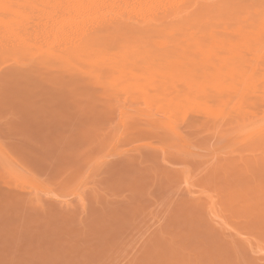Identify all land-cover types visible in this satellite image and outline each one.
Wrapping results in <instances>:
<instances>
[{
    "label": "rangeland",
    "instance_id": "1",
    "mask_svg": "<svg viewBox=\"0 0 264 264\" xmlns=\"http://www.w3.org/2000/svg\"><path fill=\"white\" fill-rule=\"evenodd\" d=\"M119 1L87 61L0 62V264H264V0Z\"/></svg>",
    "mask_w": 264,
    "mask_h": 264
},
{
    "label": "bare ground",
    "instance_id": "2",
    "mask_svg": "<svg viewBox=\"0 0 264 264\" xmlns=\"http://www.w3.org/2000/svg\"><path fill=\"white\" fill-rule=\"evenodd\" d=\"M1 1L4 2L7 0H1ZM44 1L45 0H28V2L32 4V6L29 10L31 12H29L28 14L21 13L20 19L15 23H12L10 25H0V54L9 55V57L6 60L0 61L1 64L6 62L7 60H9V58L13 64L20 65V66L25 67V68H34L37 65L36 61H40V60L43 61V59H41V58H45V57L46 58L55 57L56 59L64 61V62H70L71 60H73L72 58H77V57L81 61H83V59L86 60L88 54L85 53V51L88 48L91 47L90 48V51H91L94 48L93 45H101L104 42L106 44V41L109 40L110 36L115 32L116 28L119 27L120 25L125 24V21L127 19L132 18L136 14V13L134 14V11H132L133 8L131 9V12H126L127 8L124 9L126 11L122 10V6H120V4L118 3V0H46V2H44ZM49 1L53 2L54 4L49 3ZM120 1H121V4H125V3H122L123 0H120ZM125 1H127V3H129L128 0H125ZM135 2H137V1H135ZM168 2H170V4H171L170 0ZM197 2H198V0H197ZM203 2H204V0H203ZM164 3L165 2H163V4ZM139 4H140V1H139ZM157 4H158V2H157ZM186 4H188V3H186ZM43 5H47L49 10L48 11H42ZM168 5H169V3H168ZM199 5H200V3H199ZM133 6L135 7V5H133ZM145 6H147V5H145ZM125 7H127V5ZM169 7H170V5H169ZM177 7H176V9H177ZM181 8H180V10H181ZM9 9H10V7H9ZM11 9L13 12H8V14L9 15L14 14L16 16V18L19 17L18 16L19 14L18 13L16 14L14 12V10L16 11V7L11 8ZM138 9H139V7H138ZM164 9H165V7H163V10ZM191 10H192V8H191ZM19 11H22V10L19 9ZM140 11H141V9H140ZM168 11L172 12V10H170V9H168ZM148 12H150L149 9H148ZM148 12H146V13H148ZM158 12H160V11H158ZM165 12H166V10H165ZM175 12H176V10H175ZM24 15H25V17H24ZM139 15H141V14H138V16ZM142 16H145L143 14V12H142ZM164 16H166V15H164ZM164 16H163V18H164ZM160 17H162L161 14H160ZM147 18H150V16ZM147 18H146V20H147ZM132 19H129V20H132ZM139 19H140V16H139ZM147 22H148V20H147ZM129 23H131V22H129ZM147 26H149V25L147 24ZM96 48H97V46H96ZM82 51H83V53H82ZM80 52L82 54H80ZM81 67H82V65H81ZM83 69H84V67H83ZM84 70H87V69H84ZM123 87L125 88L124 85H123ZM176 99H177V97H176ZM173 100L175 102V99H173ZM187 100H189V99H187ZM177 101H178V99H177ZM250 103L251 104H253V103L258 104L259 106H262L260 104H263L262 101H260V102L250 101ZM237 110H238V108H237ZM237 110L236 109L232 110L233 111L232 114H234V112H236ZM209 115H210V113L208 114V116ZM125 116H126V113L123 112L122 117H125ZM219 116L220 117H218V118L220 119L221 114H219ZM126 117L123 120L124 122H125V120H128V119H126ZM251 118H252V116H251ZM126 122L128 123V121H126ZM126 122H125V125H126L125 129H127L128 133H129V130H128L129 125H127ZM244 124L246 125V123H244ZM162 125H164V126H161L162 129H164V130H160V131H162L163 134H164V131L165 130L167 131V129H168L169 131H167V132H169L170 135H171V133H170V131H171L173 133L172 135H178V136L181 135V137H182V134L180 131L181 129H179V127H177L178 125L175 126L174 128L172 127L173 125L171 126L170 124H167L168 126L165 124H162ZM169 125L172 128H170ZM131 128L132 127L130 126V129ZM133 129H131V131H133ZM214 129H215V127H214ZM140 130H142V129H140ZM140 130H138V131H140ZM166 131L164 134L165 136L169 135V134H166ZM135 132L137 133V130ZM141 132H143V131H141ZM144 132L146 133V131H144ZM139 134H140V132H139ZM139 134H138V136H139ZM128 136H130V135L128 134ZM144 136L145 135H143V137ZM126 137H127V135H126ZM159 142L165 143V140L163 141L161 139V141H159ZM161 143H159L160 146H163L164 144L162 145ZM141 151L142 150H140L139 152H141ZM23 182H25V181H23ZM25 185H26V182H25ZM33 187H35V186L32 185V183L31 184L29 183L28 190L31 188L30 191L33 192L32 191ZM36 188H37V186H36ZM36 188H34V189L37 190L38 188L37 189ZM38 191H40V190H38ZM36 194H37V192H36Z\"/></svg>",
    "mask_w": 264,
    "mask_h": 264
}]
</instances>
